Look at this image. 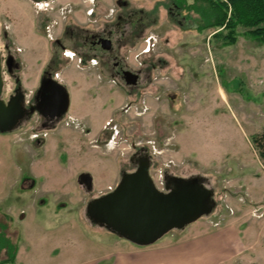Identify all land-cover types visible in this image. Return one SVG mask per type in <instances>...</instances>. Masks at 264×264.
<instances>
[{"label": "rangeland", "instance_id": "374dc122", "mask_svg": "<svg viewBox=\"0 0 264 264\" xmlns=\"http://www.w3.org/2000/svg\"><path fill=\"white\" fill-rule=\"evenodd\" d=\"M127 1L157 19L138 43L123 50L128 68L142 72L139 88L132 90L94 64L86 75L91 99L83 100L80 90L72 94L66 85L70 107L60 121L42 127L35 114L15 130L0 132V259L8 257L6 236L18 247L12 264H78L110 253L114 258L126 245L136 246L86 213L92 199L135 169L130 157L136 142L146 148L141 157L150 159L157 187L164 188L166 174L200 176L215 191L214 211L194 230L231 233L230 249L208 264H264V164L251 143L264 129V42L239 27L237 42L225 45L212 35L216 28L200 31V14L187 8L181 13L189 19L181 27L167 15L177 0ZM94 3L98 12L117 8L115 0H0L5 100L17 84L27 102L32 100L48 58L66 56L54 43L61 24L65 19L94 24L97 16L89 13ZM67 49L69 61L97 60ZM8 53L20 64L15 76L7 69ZM62 63L53 70L59 81ZM101 120H111L112 131L103 145ZM82 172L92 174L91 190L79 182ZM192 228L174 229L157 243L184 230L192 235Z\"/></svg>", "mask_w": 264, "mask_h": 264}, {"label": "water", "instance_id": "95a60500", "mask_svg": "<svg viewBox=\"0 0 264 264\" xmlns=\"http://www.w3.org/2000/svg\"><path fill=\"white\" fill-rule=\"evenodd\" d=\"M14 61L13 54L6 59L10 73L14 72ZM138 76L131 70L124 71L127 84H137ZM3 89V57L0 51V132L15 130L35 112L58 122L70 107L67 86L51 71L44 72L32 103L27 102V93L20 85L8 100L3 98ZM164 181L163 189L157 187L150 173V159L144 158L136 169L122 173L114 190L92 199L87 204L86 213L91 222L106 227L119 237L139 246H148L168 232L185 229L214 211L217 205L215 191L207 187L200 176L166 174ZM79 182L91 190L92 174L82 172Z\"/></svg>", "mask_w": 264, "mask_h": 264}, {"label": "flooded vegetation", "instance_id": "af4514ba", "mask_svg": "<svg viewBox=\"0 0 264 264\" xmlns=\"http://www.w3.org/2000/svg\"><path fill=\"white\" fill-rule=\"evenodd\" d=\"M31 1L38 3L44 0ZM177 1V5L172 4L171 6H168L167 15L170 19L174 20L181 27H184L186 18H188L189 15L181 13L185 9V7L184 4H182V0ZM115 3L118 9H114L111 13L106 12L107 10L105 12L102 10L98 12L96 4L94 3V6L89 13L90 16H97L96 21L94 24L91 23L92 21L89 22L88 27L81 26L77 23L68 22L66 21L67 19H65L61 24L60 34L55 39L54 43L62 49L72 47L76 52H80L85 59L88 56L96 58L97 60L93 61L94 64H96L98 67L108 68L111 74H114L126 83L124 78V71L131 69H129L127 63H125L126 56L123 54V50H125L127 44L129 43L132 45L138 43L144 37L147 30H149L150 27H152L153 25L157 24V19L153 16L151 12H148L143 8L130 6L127 0H115ZM46 4H48V2ZM90 53H92V55H89ZM10 54L12 53H8V56ZM57 64V58H53L52 56V58L47 64L48 66L46 70L55 73V71L53 70L56 68L55 66ZM19 67L20 65L18 63V60L16 59L12 66L14 72L11 74L13 76H15V71ZM131 71L139 75L138 82L137 84L126 83V85L130 86L132 90H136L140 86L139 77L142 72L139 69ZM15 79L17 80V77H15ZM147 79L150 80V76H148ZM18 85L20 84H17V86ZM32 102H34V95L32 100H30V103ZM35 114H37L38 117L41 118V121L43 122L42 127H45V125L51 124L52 122L54 123V121L42 117L41 114H39L38 112H35L30 115L29 119L32 118ZM110 123L111 120L106 121L103 125L102 133H104V140L101 141L102 145L111 141L112 131L110 129ZM36 140L40 142L41 136H38ZM94 141L97 142L99 140L97 139ZM131 148L132 156L130 157V160L135 165L136 169L137 166H139V162L144 160V158L141 157V154L145 152L146 148H144L143 146L139 147V143L136 142L132 143ZM27 180L30 179L27 178ZM115 187H110L109 190L102 194L114 190Z\"/></svg>", "mask_w": 264, "mask_h": 264}, {"label": "crops", "instance_id": "0c3cea01", "mask_svg": "<svg viewBox=\"0 0 264 264\" xmlns=\"http://www.w3.org/2000/svg\"><path fill=\"white\" fill-rule=\"evenodd\" d=\"M63 55L66 56H62L63 58L58 57L57 60L58 63L63 61L61 69L58 71L60 80L68 86L72 94L74 92L78 93L80 90V97L83 100L91 99L89 89L90 85L92 87V80L90 81V78L88 80L86 75L90 76L89 74L94 72L91 69L94 67V63L88 60L89 63L78 64L74 57L69 61L70 58L67 56L69 54L65 50L63 51ZM51 58H48V62ZM85 68L90 73L88 71L84 72ZM78 84L80 88L77 87ZM220 93L222 97H225L223 89H220ZM100 99H104V97ZM105 120L98 122L99 125H104ZM197 223L198 220L188 226L193 227L194 233L192 235H183L184 230L181 235L171 234L168 237L166 236L159 243L156 242L151 245L153 247L147 248V250H139V245H126V252H122L121 255H114V258L113 254L110 253L99 258L87 259L78 264H208L225 257V254H227L225 252L230 249L229 246L227 247V243L229 242L228 239L231 233H224L222 230H207L196 233L194 229L200 227ZM16 259L17 255L14 263Z\"/></svg>", "mask_w": 264, "mask_h": 264}, {"label": "trees", "instance_id": "16d2710c", "mask_svg": "<svg viewBox=\"0 0 264 264\" xmlns=\"http://www.w3.org/2000/svg\"><path fill=\"white\" fill-rule=\"evenodd\" d=\"M182 4L185 9L200 14V31L216 28L212 35L220 37L225 45L237 42L239 27L247 28L249 34L264 42V0H195L189 4L182 0ZM251 143L264 164V129L251 136ZM2 245L7 249L8 257L0 259V264L14 263L17 244L6 236Z\"/></svg>", "mask_w": 264, "mask_h": 264}, {"label": "built area", "instance_id": "2783aa9c", "mask_svg": "<svg viewBox=\"0 0 264 264\" xmlns=\"http://www.w3.org/2000/svg\"><path fill=\"white\" fill-rule=\"evenodd\" d=\"M40 3V2H39ZM68 51H66V53H67ZM163 189V188H162Z\"/></svg>", "mask_w": 264, "mask_h": 264}]
</instances>
